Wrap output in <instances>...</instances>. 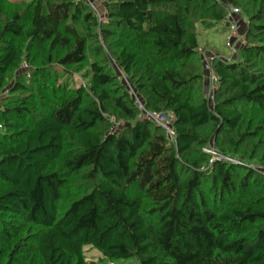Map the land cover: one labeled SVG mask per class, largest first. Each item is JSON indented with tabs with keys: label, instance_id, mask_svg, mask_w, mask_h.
<instances>
[{
	"label": "trees",
	"instance_id": "trees-1",
	"mask_svg": "<svg viewBox=\"0 0 264 264\" xmlns=\"http://www.w3.org/2000/svg\"><path fill=\"white\" fill-rule=\"evenodd\" d=\"M98 1L0 0V264H264V0ZM228 5L247 46L212 104L199 28Z\"/></svg>",
	"mask_w": 264,
	"mask_h": 264
},
{
	"label": "built area",
	"instance_id": "built-area-1",
	"mask_svg": "<svg viewBox=\"0 0 264 264\" xmlns=\"http://www.w3.org/2000/svg\"><path fill=\"white\" fill-rule=\"evenodd\" d=\"M243 14V11L235 7L233 5H228L226 9V15L223 18L221 24L227 28L230 29V38L227 44V47L230 49V52H234L235 48L239 50L242 47L247 46V40L244 35H242L241 30H240V23L239 19L241 18ZM236 46V47H235ZM201 51H203L201 49ZM232 55V54H231ZM216 55H213V58L209 59V83H208V92L209 99L214 103V93L218 89L219 81L218 77L215 74V72L212 69V61ZM231 58V57H230ZM231 59H228L230 61ZM131 95L133 96L135 100V104L139 110V115L138 119L154 123L155 125L159 126L162 128L165 132L167 137L169 138L171 143H176V138H175V130L173 127V120H174V115L172 114H166V113H161V112H151L148 111L144 105V103L141 101V99L137 96V94L131 89L130 90ZM5 96L4 93H0V96ZM1 128V126H0ZM205 152L208 154H211L210 156V161H209V166L214 165L216 163H225V164H241L245 163L244 159L242 158H237L233 156H228V155H223L222 153L218 152L215 150V147L210 146L207 149H205ZM218 152L216 157L212 155V153ZM262 171V170H261ZM264 174V171H262Z\"/></svg>",
	"mask_w": 264,
	"mask_h": 264
},
{
	"label": "rangeland",
	"instance_id": "rangeland-1",
	"mask_svg": "<svg viewBox=\"0 0 264 264\" xmlns=\"http://www.w3.org/2000/svg\"><path fill=\"white\" fill-rule=\"evenodd\" d=\"M95 11L97 12L98 16L101 19H104L106 17V9H105V2L104 1H98V0H85ZM13 2H17V0H6V3L12 4ZM240 23V30L242 35L246 37V30L248 27L246 16L243 12L241 18L239 19ZM230 29L223 26L221 23L217 24L214 28L205 30L203 28H199V35H198V43L203 51H201L202 58L205 62V86H206V93L207 97L210 92H208V83H209V59L213 58V55H217L221 59H236L237 57V49L235 48L234 52H230V49L227 47L229 38H230ZM247 40V39H246ZM236 47V46H235ZM205 51L208 53H205ZM232 54V55H231ZM231 57V58H230ZM212 66V64H211ZM21 73H27L26 72V66L22 68ZM215 94V93H214ZM1 97V96H0ZM213 104V102L211 101ZM210 146L215 147V150L219 152V149L216 147L214 143H211ZM205 152V150H204ZM214 152L212 155L214 157L218 156L217 153ZM206 153V152H205ZM207 154V153H206ZM208 156H211V154H207ZM216 155V156H215ZM243 159V158H242ZM87 259L91 261H96L97 264H101V257L102 255L96 251V250H88L87 251ZM118 264H139L137 259H129L122 261Z\"/></svg>",
	"mask_w": 264,
	"mask_h": 264
},
{
	"label": "crops",
	"instance_id": "crops-1",
	"mask_svg": "<svg viewBox=\"0 0 264 264\" xmlns=\"http://www.w3.org/2000/svg\"><path fill=\"white\" fill-rule=\"evenodd\" d=\"M205 53H207L206 51H205ZM208 54V53H207Z\"/></svg>",
	"mask_w": 264,
	"mask_h": 264
}]
</instances>
